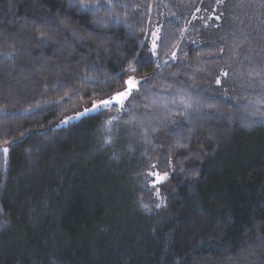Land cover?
Instances as JSON below:
<instances>
[{"label": "trees", "instance_id": "1", "mask_svg": "<svg viewBox=\"0 0 264 264\" xmlns=\"http://www.w3.org/2000/svg\"><path fill=\"white\" fill-rule=\"evenodd\" d=\"M0 264H264V0H0Z\"/></svg>", "mask_w": 264, "mask_h": 264}, {"label": "snow or ice", "instance_id": "2", "mask_svg": "<svg viewBox=\"0 0 264 264\" xmlns=\"http://www.w3.org/2000/svg\"><path fill=\"white\" fill-rule=\"evenodd\" d=\"M104 3H110V0H104V2H101V0H92L91 3L88 2V0H79V7L82 11L85 12H95L98 9L104 7ZM109 16H111V13L108 14ZM155 36V33H154ZM44 39V34H41V41L43 42ZM157 45L155 40L153 41V45H152V55L155 56L156 55V49ZM176 58V54L173 53L172 54V59ZM157 67H159V65H157ZM134 71V69H132ZM123 73H121L122 75ZM222 75L226 76L227 73H222ZM84 79L86 81H88L89 83H100V81L97 78L94 77H84ZM112 79H114L113 77H107L105 78L104 83H109ZM147 83V77L145 78H141V79H136L134 76H128V78L126 80L122 81L121 84V90H117L114 93H112L110 96H108L107 98H103V99H99L97 100H91L89 101L90 103V107H84L82 110H78L75 112V114L73 116H68L65 117V119L63 121H61V123L63 124H67L69 123L70 120L72 119H78L80 117H86L89 116L90 113H95L96 115H100L104 110H108V109H112V108H116L117 110V114L115 116H111L108 120L105 121V123H111L112 121H116L120 118V116L127 112L129 113L131 119L126 121L125 123H132L135 121V116L132 115V113H134L135 109H130L128 107V104L131 100L137 99L139 92L141 91L142 87L144 84ZM217 84H220V79L217 78L216 80ZM166 90V89H165ZM68 94L65 93V96H67ZM58 99H63V97L58 98ZM46 103H53L51 101H48ZM181 104L183 105V107L185 108H191L192 105L189 103H185L183 99H181L179 102L175 99L171 100V101H164L161 99H153L152 100V104L156 105V106H164L165 108L168 107L169 104L171 105H177V104ZM33 107L39 108L40 105H34ZM145 107H147V105H145ZM176 115H183V113H177ZM173 123H176L177 125H179V121H173ZM157 129L153 128L152 131L155 132ZM23 135V134H21ZM109 140H105V143H108ZM7 143V142H6ZM3 153L5 154V156L7 155L9 149L7 147H4L2 149ZM154 167V166H153ZM149 176L155 177V180L153 181V185L155 186V184L158 183H162L166 178H167V173H164L163 175H160L158 173H154V172H149L148 173ZM145 207H147L145 205ZM157 208L161 207V204H157L156 205Z\"/></svg>", "mask_w": 264, "mask_h": 264}, {"label": "rangeland", "instance_id": "3", "mask_svg": "<svg viewBox=\"0 0 264 264\" xmlns=\"http://www.w3.org/2000/svg\"><path fill=\"white\" fill-rule=\"evenodd\" d=\"M83 108H84V107L80 108V110H82ZM73 115H74V114H73ZM73 115H72V116H73Z\"/></svg>", "mask_w": 264, "mask_h": 264}]
</instances>
